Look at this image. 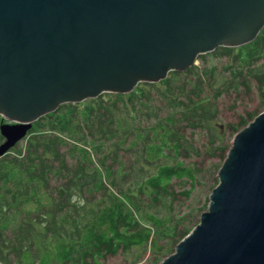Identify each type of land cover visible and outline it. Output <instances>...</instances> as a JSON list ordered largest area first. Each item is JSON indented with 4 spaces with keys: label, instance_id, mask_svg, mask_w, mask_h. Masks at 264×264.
Returning <instances> with one entry per match:
<instances>
[{
    "label": "trees",
    "instance_id": "16d2710c",
    "mask_svg": "<svg viewBox=\"0 0 264 264\" xmlns=\"http://www.w3.org/2000/svg\"><path fill=\"white\" fill-rule=\"evenodd\" d=\"M260 29L157 82L66 101L33 120L0 156V264H107L115 254L138 264L148 251L157 264L172 253L210 193L198 207L179 205L206 173L214 187L231 136L259 112L238 114L226 136L218 97L254 89L264 107ZM201 155L217 160L191 159Z\"/></svg>",
    "mask_w": 264,
    "mask_h": 264
},
{
    "label": "water",
    "instance_id": "95a60500",
    "mask_svg": "<svg viewBox=\"0 0 264 264\" xmlns=\"http://www.w3.org/2000/svg\"><path fill=\"white\" fill-rule=\"evenodd\" d=\"M263 25L264 0H0V156L59 104L129 93ZM216 174L199 222L157 264H264V110Z\"/></svg>",
    "mask_w": 264,
    "mask_h": 264
},
{
    "label": "rangeland",
    "instance_id": "374dc122",
    "mask_svg": "<svg viewBox=\"0 0 264 264\" xmlns=\"http://www.w3.org/2000/svg\"><path fill=\"white\" fill-rule=\"evenodd\" d=\"M200 60L196 58V62H199ZM217 62V61H215ZM256 91L253 89L249 95H241L235 98V96L231 95L230 93H224V95L218 97L217 104H218V121L221 125L225 127V131L227 133L226 136H231L232 133H229L228 128V122H235L237 120L238 114L244 113L245 111L251 112V110L257 109V111L261 112L264 110V107L262 108L260 106L259 98L256 95ZM90 99V98H89ZM85 100V99H84ZM81 100V101H84ZM88 100V99H86ZM85 100V101H86ZM235 102V103H234ZM232 105H234L232 107ZM1 121H7L6 118H1L0 115V122ZM232 137V136H231ZM200 141V140H199ZM191 159H194V161H200L202 160L205 164H210L211 162H214L217 160V158L209 159L204 155H201L199 158L191 157ZM206 176L208 174L206 173L203 175L202 181L203 183L201 185L197 186V189H194V192L192 196L187 200L184 201L182 204L179 205V210H186L189 206H200L202 204V201H205V196L210 193V184L208 183V178L206 181ZM186 206V207H185ZM149 251L145 254L144 257L141 258V261L138 262V264H149ZM122 255H112L107 260V264H116V263H123L124 259H122ZM159 259V258H158ZM154 263V262H153ZM151 262V264H153Z\"/></svg>",
    "mask_w": 264,
    "mask_h": 264
}]
</instances>
